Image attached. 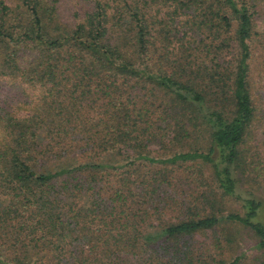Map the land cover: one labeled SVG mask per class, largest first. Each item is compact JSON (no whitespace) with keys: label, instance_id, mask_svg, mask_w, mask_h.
<instances>
[{"label":"trees","instance_id":"1","mask_svg":"<svg viewBox=\"0 0 264 264\" xmlns=\"http://www.w3.org/2000/svg\"><path fill=\"white\" fill-rule=\"evenodd\" d=\"M82 4L0 0V264H264V0Z\"/></svg>","mask_w":264,"mask_h":264},{"label":"rangeland","instance_id":"2","mask_svg":"<svg viewBox=\"0 0 264 264\" xmlns=\"http://www.w3.org/2000/svg\"><path fill=\"white\" fill-rule=\"evenodd\" d=\"M57 9L59 13V17L62 20L63 23L67 24H74L78 21V17L82 15V13L85 10L84 4H82V0H57ZM18 95V94H17ZM16 92L9 87L6 86L5 83H0V100L3 99V97H6L8 100L15 99ZM23 98V97H21ZM16 100V99H15ZM259 123L257 121L255 122V128H254V135L246 140V144L244 146V153H243V161L248 166L246 168V175L244 179H246L249 174V167L251 166V169L253 170L254 166H256V163L260 157L261 160H264V135L255 137V132L260 131L258 129ZM253 130V129H252ZM264 130V125L263 129ZM258 134V133H257ZM254 140V142H253ZM204 140L202 138H199L197 143H195L196 146H200L203 148ZM257 151H262L261 153H256ZM251 164V165H250ZM227 210L228 211H235L237 212L239 210V204L236 202H228L227 203ZM243 244L241 245L242 251L252 252L254 242L250 236H248L246 233H243L241 235Z\"/></svg>","mask_w":264,"mask_h":264}]
</instances>
